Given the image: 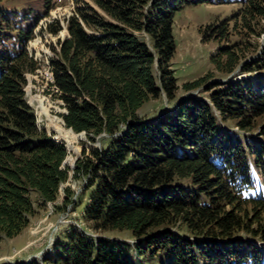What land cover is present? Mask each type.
<instances>
[{"label":"trees","instance_id":"obj_1","mask_svg":"<svg viewBox=\"0 0 264 264\" xmlns=\"http://www.w3.org/2000/svg\"><path fill=\"white\" fill-rule=\"evenodd\" d=\"M51 1L38 12L0 0V243L28 225L35 203L55 201L69 177L67 149L38 129L23 89L25 73L38 67L26 44ZM91 1L108 18L88 3L77 6L50 63L51 86L66 109L65 128L91 140L107 135L76 162L73 177L87 176L82 218L95 231L127 230L134 241L88 238L71 226L41 260L13 264H264V123H256L264 116V76L210 91L212 83L208 101L187 97L142 118L138 109L150 98L163 92L175 99L169 66L176 11L213 0ZM216 1L242 5L214 26L223 36L228 20L250 27L264 15L262 0ZM238 49L236 42L219 48L215 69L231 74ZM239 70H264V52ZM207 77L182 87L195 89ZM227 121L236 132L223 128ZM57 132L66 139L73 133ZM64 191L71 203L73 192Z\"/></svg>","mask_w":264,"mask_h":264},{"label":"rangeland","instance_id":"obj_2","mask_svg":"<svg viewBox=\"0 0 264 264\" xmlns=\"http://www.w3.org/2000/svg\"><path fill=\"white\" fill-rule=\"evenodd\" d=\"M11 4H22L43 10L45 0H5ZM263 7H264V0ZM83 3H88L97 12L107 17L105 13L91 0H52V8L41 17L34 27L29 45L34 51L28 54L37 62L38 67L33 72L25 73L26 83L24 85V97L26 103L32 108L38 129L44 130L50 137H55L66 146V164L69 168V177L59 188V196L55 201H47L44 204L35 203V212L30 221L20 233L12 238H4L0 243V264L27 263L32 259L41 260L50 251L59 239L68 232L71 226L76 227L88 238L99 236L116 239L120 242H133L129 231H95L82 218L83 206L88 201V192L84 191L87 185V176L74 178L73 172L78 159L88 156L94 148L100 149L105 133L94 136L91 140L86 132L69 133L70 139L63 135L59 136L57 131H71L65 128L61 113L66 109L62 101L56 96V89L51 86L49 66L51 60L56 57L59 43L68 36L67 20L75 14L76 8ZM242 5L236 1L230 2H198L184 3L176 11L172 24V36L174 41V53L170 60L169 68L176 78L177 90L174 100H168L162 92L156 98L145 101L138 109L140 117L153 119L163 110H170L180 100L187 97H198L208 99L209 92L206 87L216 83L210 91L223 87L220 83L230 80H240L255 75H263L264 70L242 73L239 68L244 62L251 61L264 52V15L249 22L250 27L242 23L240 19L235 22L234 18L228 20L225 29L226 35L215 30L214 26L223 20L231 18L235 13L241 11ZM108 18V17H107ZM57 26L54 33L49 26ZM210 27V28H209ZM38 31L34 35V31ZM145 35V34H144ZM239 43L237 54L240 55V64L231 74L224 75L215 69L212 55L217 54L218 49L230 43ZM28 42L26 44V47ZM31 48V46L29 47ZM33 49V48H32ZM27 50V49H26ZM154 73L157 75L156 67ZM208 74L210 76H208ZM207 77L203 85L184 90L183 83ZM256 123H264V116L258 118ZM223 128L236 132L237 127L230 121L223 123ZM51 128L55 130H51ZM60 128V129H59ZM83 136L76 137L75 135ZM63 141V142H62ZM71 189L72 202L64 203L65 188ZM36 196L33 195L35 200Z\"/></svg>","mask_w":264,"mask_h":264},{"label":"built area","instance_id":"obj_3","mask_svg":"<svg viewBox=\"0 0 264 264\" xmlns=\"http://www.w3.org/2000/svg\"><path fill=\"white\" fill-rule=\"evenodd\" d=\"M37 30L36 31H34V35H36L37 34ZM29 42L30 41H28V45H27V47H26V49H27V51L31 54L32 53V51H34L35 49H34V47L32 46V45H29ZM31 46V48H29ZM33 48V49H32ZM49 70H50V80H51V83L53 82V74H52V72H51V69H50V66H49ZM91 238H92V236H91Z\"/></svg>","mask_w":264,"mask_h":264},{"label":"water","instance_id":"obj_4","mask_svg":"<svg viewBox=\"0 0 264 264\" xmlns=\"http://www.w3.org/2000/svg\"><path fill=\"white\" fill-rule=\"evenodd\" d=\"M66 112V111H65ZM65 124V123H64ZM69 129H71L72 130V128H69ZM73 131V130H72ZM78 133H85V131H80V132H78ZM51 139H53V140H55V141H57V142H60L59 140H56V138L55 137H51ZM64 147H65V149H66V146L64 145ZM67 157V156H66ZM66 157H65V159L62 161V166H65V164H66Z\"/></svg>","mask_w":264,"mask_h":264},{"label":"bare ground","instance_id":"obj_5","mask_svg":"<svg viewBox=\"0 0 264 264\" xmlns=\"http://www.w3.org/2000/svg\"><path fill=\"white\" fill-rule=\"evenodd\" d=\"M69 129V128H68ZM71 130V129H70ZM72 131V130H71Z\"/></svg>","mask_w":264,"mask_h":264}]
</instances>
